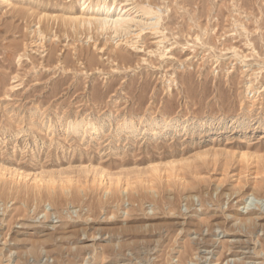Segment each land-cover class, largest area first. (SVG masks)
<instances>
[{"label":"rangeland","instance_id":"obj_1","mask_svg":"<svg viewBox=\"0 0 264 264\" xmlns=\"http://www.w3.org/2000/svg\"><path fill=\"white\" fill-rule=\"evenodd\" d=\"M135 1L0 0V264H264V0Z\"/></svg>","mask_w":264,"mask_h":264},{"label":"bare ground","instance_id":"obj_2","mask_svg":"<svg viewBox=\"0 0 264 264\" xmlns=\"http://www.w3.org/2000/svg\"><path fill=\"white\" fill-rule=\"evenodd\" d=\"M1 1L7 7L12 5L11 0H1ZM77 1L83 7L82 10L79 11V15L75 17V20L80 25L96 26L98 29H101L102 31L111 30L116 34L119 35L123 34L125 36L131 37L132 39H134L132 36L134 35L139 36L140 33L143 30H145V28H151L157 34L164 35L163 32L160 31L158 28L161 21V17L158 15V12H156L153 8L147 5L137 3L135 0H123L122 2H124V4L122 5L123 6L122 9H124L125 11L123 12V14L118 13L116 17L111 16L112 14L111 7H108V5L106 4L103 5V2H105V0H77ZM139 14L141 15L138 16ZM138 17L143 18V20L138 19ZM134 28H136V30H134ZM137 30H141V31L136 32ZM161 38L160 41L158 42L159 44L163 43V41L166 39V36H163ZM126 43L127 45H129V47L137 48L136 46L137 43L134 42L133 40H126ZM80 123L78 122L64 123L63 121L58 122L59 125L64 124L65 128H67L68 133L84 130L85 126L88 124L87 123L86 125H84ZM153 172H157V169H154ZM101 177L103 176L101 175ZM94 180L100 182V175H96ZM69 182L71 183L72 180H70ZM105 190L107 191V189ZM110 191H111V187L108 189L107 193ZM250 222H252V220H250Z\"/></svg>","mask_w":264,"mask_h":264}]
</instances>
